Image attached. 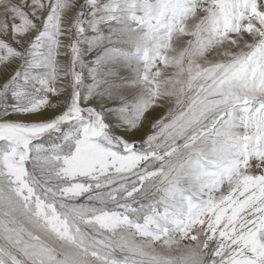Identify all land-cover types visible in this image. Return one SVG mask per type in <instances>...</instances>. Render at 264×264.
<instances>
[{"label": "snow or ice", "instance_id": "obj_1", "mask_svg": "<svg viewBox=\"0 0 264 264\" xmlns=\"http://www.w3.org/2000/svg\"><path fill=\"white\" fill-rule=\"evenodd\" d=\"M0 264H264V0H0Z\"/></svg>", "mask_w": 264, "mask_h": 264}]
</instances>
